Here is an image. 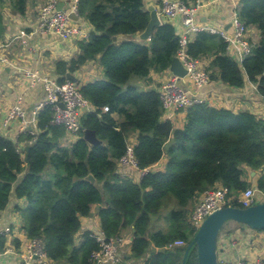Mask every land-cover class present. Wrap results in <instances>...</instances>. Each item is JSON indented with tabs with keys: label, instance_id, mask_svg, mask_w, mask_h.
Listing matches in <instances>:
<instances>
[{
	"label": "trees",
	"instance_id": "obj_1",
	"mask_svg": "<svg viewBox=\"0 0 264 264\" xmlns=\"http://www.w3.org/2000/svg\"><path fill=\"white\" fill-rule=\"evenodd\" d=\"M7 5L24 14L27 0H0V43L6 32ZM79 12L93 31L88 41L78 43L74 57L57 61L56 75L64 82L68 72L77 73L99 59L105 78L81 83L93 105L81 120L83 128L95 130L103 143L91 145L82 131L73 143L62 144L67 132L51 123V106L40 112L36 140L29 143L33 136L24 135L31 146L27 160L25 148L0 133V212L14 196L25 198L27 207L19 208L23 227L29 238L43 239L54 264H92L91 255L100 243L92 230L84 232L81 240L77 234L81 217L90 216L94 205L108 238L134 227L133 258L146 256L155 245L160 250L146 264H181L196 233L189 215L200 194L223 184L239 195L252 185L249 169L261 172L257 188L264 192V117L204 102L189 107L184 126L176 127L164 119L159 88L133 81H147L152 72L169 69L180 49L175 26L165 21L149 41L138 39L150 20L144 0H80ZM238 12L261 35L242 61L230 54L223 36L210 31L199 32L187 50L209 62L205 63L212 80L243 87L247 76L264 98V0H240ZM115 36L127 38L115 40ZM132 136L140 168H151L165 155L166 164L143 176L126 171L124 175L119 160ZM90 174L95 182L87 179ZM156 216L167 220L169 227L152 232ZM179 239L187 245L169 248ZM186 264H199L196 247Z\"/></svg>",
	"mask_w": 264,
	"mask_h": 264
},
{
	"label": "built area",
	"instance_id": "obj_2",
	"mask_svg": "<svg viewBox=\"0 0 264 264\" xmlns=\"http://www.w3.org/2000/svg\"><path fill=\"white\" fill-rule=\"evenodd\" d=\"M63 1L64 6L58 9V3ZM80 0H47L38 12V23L36 31L48 34L54 33L63 41L78 44L80 41H88L93 31V26L88 20L80 15ZM201 0L195 2L186 0H161L159 15L162 20L171 21L175 16H181L182 31L180 32V49L178 57L184 63L188 70L185 77L193 88H185L180 80L183 79L177 75H172L164 81L159 91L163 103L164 113L168 119L172 120L180 111H186L194 104L208 102V99L199 95L196 87H201L210 81V71L207 64L199 58H195L188 53V42L201 31H210L218 33L225 38L228 43V50L234 55H238V60L242 61L250 55L253 50V43L250 40V26H248L240 17L238 8L233 15L232 29H219L202 22L199 17V8ZM76 13L79 18L74 19L71 13ZM0 62H9L0 49ZM27 76L31 78L32 84L41 82L44 86L46 97L40 102L30 116L25 107V96L21 94L17 102L6 112L3 118H0V128L7 129L13 121H19L21 124V134L26 133L33 136L29 141L36 140L39 133V115L47 106L53 109L51 123L65 128L67 135L78 137L85 129L82 126V117L93 110V105L84 96L81 90V83L67 78L60 82L58 78L41 74L37 71H27ZM64 103V107L60 104ZM19 144L21 140L19 139ZM136 137L132 136L127 142L126 151L119 160V165L125 175L127 168H133L143 176L150 169H158V164L151 168H140L135 156ZM258 202H264V192L258 188L249 187L239 195L232 194L231 190L218 184L216 187L204 191L196 200L189 215L190 224L198 230L206 218L216 210L235 203L247 207ZM248 230L251 229L245 226ZM15 227L6 223L0 212V250L6 247L4 252H13L14 247L8 246L6 240L14 232ZM221 231L219 237L222 240L217 244L218 264H264V258L257 257L254 261L244 257L241 251L246 250L248 244V235L242 231H235V234ZM92 236L100 243V249L91 255L92 264H121L122 258L119 254L120 246L124 239L119 235L108 238L103 230L93 231ZM184 240H176L169 245V248L185 246ZM18 264H54L49 257L42 238H27L19 247ZM3 252H0V255Z\"/></svg>",
	"mask_w": 264,
	"mask_h": 264
},
{
	"label": "crops",
	"instance_id": "obj_3",
	"mask_svg": "<svg viewBox=\"0 0 264 264\" xmlns=\"http://www.w3.org/2000/svg\"><path fill=\"white\" fill-rule=\"evenodd\" d=\"M195 2V0H190ZM197 1V0H196ZM47 0H27V9L24 14L16 12L11 6L4 7L3 16L6 24V32L3 41L0 43V49L9 62H0V118H3L6 112L17 102V98L24 94L25 107L28 116L31 115L35 107L46 97L44 86L41 82L32 84V80L27 76V71H39L54 78L56 75V63L58 60H69L79 52V45L68 41H63L54 33L43 34L36 31L35 27L38 23V12ZM152 3L159 10L161 0H144V7ZM199 8V17L205 24L215 26L219 29L230 30L233 25V15L236 7L240 6V0H201ZM166 19L162 20L164 23ZM168 22V21H167ZM178 34L182 31L181 16H175L171 21ZM250 40L253 44L260 41V30L256 25L250 26ZM119 40L127 38L119 36ZM138 38V37H137ZM139 39V38H138ZM232 54V52H230ZM234 55V54H232ZM237 58L236 55H234ZM209 63L208 61H205ZM77 73L81 74L80 83L94 81L96 79H104V67L99 59L91 60L85 64ZM173 73L168 69L166 71L156 73L152 72L147 81L134 78V82L141 81L145 88H159L164 81L168 80ZM185 88H193L190 82L183 78L180 80ZM199 95L208 99L209 103L217 107H226L235 112L251 111L260 117H264V98L258 92L257 84L250 81L246 76V82L243 87H233L221 80L210 78V81L201 86L196 87ZM117 117V116H116ZM169 118L164 115V119ZM186 120V112H178L172 121L175 126L181 128ZM2 135L8 136L15 141L20 142L21 148H25L26 141L21 134V124L19 121H13L7 129L0 128ZM77 138V137H76ZM72 135H66L61 139L62 144L67 145L68 142L73 143L76 140ZM164 159V160H163ZM158 167L166 164L168 157L163 158ZM126 172H130L133 177L138 176V172L132 168H127ZM261 172L249 169L248 180L251 186L257 188V183ZM28 201L25 198H16L10 200L8 206L1 212L4 221L15 227L14 232L6 240L8 246L14 247L13 252L6 253V247L0 252V264H18L19 247L28 238L27 232L23 227V218L19 208H25ZM195 205V203H194ZM194 206H192L193 208ZM82 227L77 234V240H81L84 232L102 230L100 218L97 214V206H93V212L90 216L81 217ZM169 223L164 218L156 216L152 219L151 231L157 229H167ZM134 227L124 228L120 236L124 239V247H120L119 254L122 258L121 264H146L151 254L158 252L160 248L152 245L148 254L142 258H133L132 241L134 239ZM225 233L235 234V231H242L248 235V244L246 250L241 251L244 257L254 261L257 257L264 258V230H248L245 226L239 224L230 225ZM181 247V246H178Z\"/></svg>",
	"mask_w": 264,
	"mask_h": 264
},
{
	"label": "water",
	"instance_id": "obj_4",
	"mask_svg": "<svg viewBox=\"0 0 264 264\" xmlns=\"http://www.w3.org/2000/svg\"><path fill=\"white\" fill-rule=\"evenodd\" d=\"M64 2L58 3V9H62ZM147 11L150 13V20L145 30L137 34V37L144 41H149L154 32V29L163 24L162 19L159 15L158 9L152 3L146 5ZM71 17L78 19L79 16L72 12ZM115 40L118 39L117 36L114 37ZM238 58V55H237ZM169 70L181 78H185L188 74V70L184 63L176 56L169 67ZM67 78L75 81H81L80 73H67ZM136 85L142 86V82H136ZM154 89H157L154 87ZM64 107V103L60 104ZM84 138L91 145L102 144L103 140L97 136V133L93 129H85ZM30 145L25 146L26 150V160L29 155ZM87 179L95 182V177L93 174L87 176ZM236 222L240 224H245L254 230H264V202H258L256 204L243 207L236 205L224 206L212 214H210L203 224L196 231L193 239L188 244L185 249L184 256L181 264H186L191 250L196 247L198 253L199 264H218V254H217V244L219 234L223 227L229 222Z\"/></svg>",
	"mask_w": 264,
	"mask_h": 264
},
{
	"label": "rangeland",
	"instance_id": "obj_5",
	"mask_svg": "<svg viewBox=\"0 0 264 264\" xmlns=\"http://www.w3.org/2000/svg\"><path fill=\"white\" fill-rule=\"evenodd\" d=\"M89 22V21H88ZM90 23V22H89ZM68 143H70V142H68ZM167 155H165L164 156V158L166 157ZM164 160V159H163ZM234 224H237L236 222H229L226 226H225V228L223 229V231H225V230H228L229 229V227H230V225H234ZM251 231H255V230H251ZM221 240H222V238H221V236L219 237V242H221ZM187 245V244H186ZM185 245V246H186ZM125 246V244L123 243L120 247H124ZM181 247H183V246H181ZM195 248V247H194ZM193 248V249H194Z\"/></svg>",
	"mask_w": 264,
	"mask_h": 264
}]
</instances>
